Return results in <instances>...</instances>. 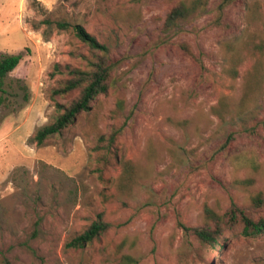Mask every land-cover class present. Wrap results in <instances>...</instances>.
Segmentation results:
<instances>
[{"label": "rangeland", "instance_id": "obj_1", "mask_svg": "<svg viewBox=\"0 0 264 264\" xmlns=\"http://www.w3.org/2000/svg\"><path fill=\"white\" fill-rule=\"evenodd\" d=\"M219 1L166 33L175 0H0V55L21 56L0 92V249L12 264H112L123 237L138 264H264V230L228 212L264 224L252 203L264 198V57L245 59L236 77L227 71L230 42L264 37V0H231L216 23ZM76 24L107 46L111 85L38 144L35 131L78 93L52 98L68 77L53 65L83 67L90 55ZM254 61L259 87H250ZM220 102L222 118L212 110ZM118 126L117 155L137 171L127 193L116 189L118 165L108 182L98 178L92 150ZM206 208L222 217L219 250L180 226L203 224ZM97 213L107 233L66 248Z\"/></svg>", "mask_w": 264, "mask_h": 264}, {"label": "trees", "instance_id": "obj_2", "mask_svg": "<svg viewBox=\"0 0 264 264\" xmlns=\"http://www.w3.org/2000/svg\"><path fill=\"white\" fill-rule=\"evenodd\" d=\"M231 0H220L216 5L215 22L219 23L224 7ZM206 0H175L174 4L166 13L162 29L166 33L176 32L179 23L185 20L197 9L204 10ZM253 11V10H252ZM60 26H65L60 24ZM77 37L88 45L90 55L85 59V65L72 67L68 64L60 66L54 64L51 74L66 73L68 77L58 83V86L52 90V98L55 95L64 96L72 91H77V95L66 106L56 105L59 113L50 123H47L35 131L33 139L38 143H42L52 134L59 133L68 124L72 123L75 117L81 112L90 108L92 102L99 94L107 92L111 85V65L107 63V46L96 39L94 35L88 33L82 26L76 24L73 26ZM181 48L192 55L189 45L185 42L180 43ZM229 50L232 51L230 61L231 65L227 71L233 77L237 76L238 66L243 64L245 59L264 57V37L247 36L238 46L230 42ZM19 53L0 55V92H3V84L5 76L13 70L20 61ZM250 71V87L261 85L262 76L260 73V65L254 61L251 64ZM2 99L0 97V103ZM225 104L220 102L212 107V110L220 117H223ZM122 132V126L112 128L108 133L101 134L95 141L92 150L96 153L97 164L95 172L98 178L103 182H108L106 175L115 165L119 166V173L116 177V189L121 193H127L134 185L137 171L133 161L124 156L119 157L116 152V141ZM253 205L264 207V198L260 194L253 196ZM232 218L238 217L243 225L249 229V232L263 231L264 224L260 221L251 220L243 209L232 206L228 209ZM206 221L200 225H185L180 223L181 228L185 232H190L201 241L209 245L216 246L219 250L221 242L220 238L223 234V225L221 218L215 216L212 210L206 208ZM227 214V213H225ZM217 218V219H214ZM110 227V223L105 220L102 213H97L85 227L77 234L70 237L65 242V247L70 249H83L90 245L94 240H99L105 235ZM134 245L133 241H129L128 237H123L116 245V255L112 264H138L139 259L128 249ZM0 264H12L10 259L3 254L0 249Z\"/></svg>", "mask_w": 264, "mask_h": 264}]
</instances>
